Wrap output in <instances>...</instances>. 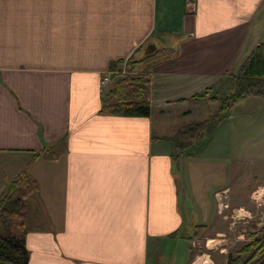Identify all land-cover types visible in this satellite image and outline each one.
<instances>
[{"label": "crops", "instance_id": "0c3cea01", "mask_svg": "<svg viewBox=\"0 0 264 264\" xmlns=\"http://www.w3.org/2000/svg\"><path fill=\"white\" fill-rule=\"evenodd\" d=\"M188 1L0 0V196L27 168L45 204V212L30 214L32 224L25 216L28 264H153L169 244L172 264L187 260L194 243L184 253L182 195L186 209L194 189L191 172L182 183L187 171L180 162L192 165L191 156L177 158L168 138L184 126L177 121L179 107L191 105L193 117L197 105L178 101L223 79L230 82L228 94L231 76L264 43V0H194L193 13ZM148 40L177 54L150 66V115L101 114L110 62L143 59ZM247 102L241 109L252 110L251 124L235 129V107ZM236 105L227 118L231 137L240 142L234 150L264 149V135H258L264 98ZM251 161L255 171L264 168ZM218 185L202 186L201 198ZM231 190L223 188L226 197ZM222 212L218 206L209 225L189 224L217 236L223 232L213 226L216 217L223 221Z\"/></svg>", "mask_w": 264, "mask_h": 264}, {"label": "rangeland", "instance_id": "374dc122", "mask_svg": "<svg viewBox=\"0 0 264 264\" xmlns=\"http://www.w3.org/2000/svg\"><path fill=\"white\" fill-rule=\"evenodd\" d=\"M189 2H192L195 8L194 0H189ZM188 12L193 13L194 9H189ZM148 41L150 42V40ZM149 42L147 44H149ZM166 54L167 53L161 52L153 55L152 57L146 56L147 58L143 59V64L139 67L140 71H143V73L149 77L148 74L152 61L155 62L166 58ZM130 62L131 61H128V63L126 62L120 67V72L122 74L127 73ZM126 64H128V66H126ZM107 75L109 76V74ZM222 82H224V79L215 83L211 90H209L211 96L220 97L226 93V87L230 85V82L227 81L224 84H222ZM219 85H222V87L219 88ZM110 86L109 82L105 87H102L103 94L110 88ZM255 100L257 99H254V102L263 101V99H258L257 101ZM246 104H248V102L243 103L242 105H236L235 107V117L231 121L235 129H245L251 124V116L249 113L253 114L252 110L241 109L246 106ZM198 106L202 105H197V109H191L190 111V113L192 112L191 115L193 117H190V115L187 114L189 109L192 108L191 105L179 107L182 114H180L177 121L183 123L184 126L178 131L181 129L183 130L193 122L209 121L212 118L211 116H213L212 114L218 108L213 104L204 105V107ZM258 120H254L255 125ZM229 122L230 121L226 118L219 124L220 126L218 125L215 129H213L210 134L199 137L189 148L186 147V149L181 151L176 149V157L180 158L182 161L188 154L191 156L192 165L187 163L184 167L183 163L180 162V165L187 171V177H182V183L185 180H188L190 172L191 181L194 183H191V185L189 184V187L191 186V188L194 189V195L191 205H188L186 209L184 206L185 197L182 195V208L187 210L186 221L188 223L181 234L182 240L187 243H181V247H183L182 249L184 253H187V248L191 246V243H194L191 246V250L196 253V256L191 264H194L197 259L204 258L208 261V264H225L228 251L234 246L245 242V232L247 227L254 225L256 228L262 229V226L264 225V172L262 174V171L264 170V149L257 148L252 149L251 154H239L234 149L238 146L237 150H240V142L231 137V131L229 132L230 126L227 125ZM258 135L260 137L264 135V128L258 132ZM246 142L247 141H244V143ZM237 159H239L240 162L235 163ZM253 159L257 160V167L259 169H263L255 171L256 169L254 170L252 168L251 160ZM229 162L230 180H228L225 175V169L227 168ZM238 173L239 177L236 178L235 175ZM254 175L257 176L254 177ZM214 184L219 185L217 188L208 191V189ZM202 186L204 187L203 191H205L209 186L207 189L208 194L206 200L201 198L200 190L202 191ZM225 186L232 189L230 194L231 197L228 195L226 197L225 192H223V188ZM215 192L222 194L220 197H217V195H214ZM201 202L203 203V208L201 207ZM206 202L207 205L205 206ZM44 206L45 204L41 200L40 192L38 197H36V201H33L32 199L27 201V224H32V217L30 214H38L39 210L45 212ZM218 206L219 211L223 210V221H221V217H216L213 228H220L219 230L223 233L217 236L212 235V229H210L209 233H207L206 227V230L201 235L200 239L196 240L194 237V229L189 223L195 224L196 222L199 224L209 225L213 215L216 216L217 214ZM188 237L192 238V242L187 240ZM171 246L172 244L168 245V249L163 258L158 259L156 257L151 259V263L172 264V258L171 260L169 259ZM178 247L179 246L177 245L176 252H178L177 254H180L182 249Z\"/></svg>", "mask_w": 264, "mask_h": 264}, {"label": "trees", "instance_id": "16d2710c", "mask_svg": "<svg viewBox=\"0 0 264 264\" xmlns=\"http://www.w3.org/2000/svg\"><path fill=\"white\" fill-rule=\"evenodd\" d=\"M151 38L153 36L149 39ZM148 42L144 45L147 48L145 49L147 57L161 52L167 53L166 58L152 61V65L177 59L176 51L157 50L152 43L147 44ZM137 49L136 52L139 51ZM146 56L144 58H147ZM143 59L133 60L131 56L125 61L110 62L108 73L111 86L104 94L102 92L101 114L119 117H148L150 115L151 106L148 98L151 92V81L139 69L143 64ZM128 61L131 62L129 66L126 64L127 73L122 74L120 67ZM231 82L230 92L220 97L211 96L209 90H205L191 96L188 100L178 101L202 106L213 104L218 108L209 121L193 122L173 137L168 138L174 143L176 149L181 151L186 147L189 148L199 137L210 134L231 115L237 103L250 97L264 98V43L250 52L236 73L231 76ZM64 143L65 138L53 146L57 148L55 152H60ZM39 155L35 154L34 158L38 159ZM38 195V183L25 168L11 180L0 196V264H28L29 253L25 245V238L29 232L25 221L26 205L29 199L36 201ZM205 230L206 226H196L194 228L195 239L199 240ZM187 240L192 242L190 237ZM195 256L196 253L191 250L187 255V260L182 264H191ZM225 264H264V229L256 228L254 225L248 226L245 232V242L228 251Z\"/></svg>", "mask_w": 264, "mask_h": 264}, {"label": "built area", "instance_id": "2783aa9c", "mask_svg": "<svg viewBox=\"0 0 264 264\" xmlns=\"http://www.w3.org/2000/svg\"><path fill=\"white\" fill-rule=\"evenodd\" d=\"M186 9L187 11H189V9H194V5L192 4V2H187L186 3ZM109 83V76L106 75L103 79H102V87H105L107 84Z\"/></svg>", "mask_w": 264, "mask_h": 264}, {"label": "water", "instance_id": "95a60500", "mask_svg": "<svg viewBox=\"0 0 264 264\" xmlns=\"http://www.w3.org/2000/svg\"><path fill=\"white\" fill-rule=\"evenodd\" d=\"M262 229H264V225L262 226Z\"/></svg>", "mask_w": 264, "mask_h": 264}]
</instances>
